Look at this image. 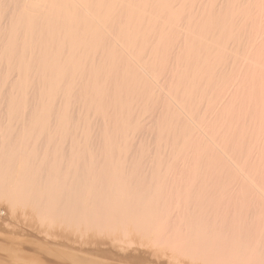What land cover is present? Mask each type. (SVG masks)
<instances>
[{
	"label": "bare ground",
	"instance_id": "1",
	"mask_svg": "<svg viewBox=\"0 0 264 264\" xmlns=\"http://www.w3.org/2000/svg\"><path fill=\"white\" fill-rule=\"evenodd\" d=\"M88 1L0 0L2 224L93 250L36 252L69 264L101 247L124 264H264L263 213L164 190L176 172L259 190L264 0Z\"/></svg>",
	"mask_w": 264,
	"mask_h": 264
},
{
	"label": "rangeland",
	"instance_id": "2",
	"mask_svg": "<svg viewBox=\"0 0 264 264\" xmlns=\"http://www.w3.org/2000/svg\"><path fill=\"white\" fill-rule=\"evenodd\" d=\"M81 1L82 0H80V2ZM83 2H81L82 4H79V5L83 6V4H84ZM88 2L91 3L90 0ZM86 4H87V2H86ZM86 4H84L85 7H86ZM80 6H78V7L80 9L82 8V11H83V8H85V7L84 6L80 7ZM87 7L85 8L86 10L89 9V7H93V6H89L88 8ZM94 8H90V9H94ZM0 13L3 15V16H0V18L4 17L3 21L8 18V16L6 15L7 13L4 14V12L2 11V7L1 6H0ZM86 15L84 14L85 17H89L90 15L92 16L93 14H90V15L88 14V16H86ZM94 16H96V15H94ZM69 146H71V145H69V144H68V146L66 145L67 148ZM100 147H101V145H100ZM69 157L67 156V158H69ZM193 175H194L193 173L190 174V175L189 174L187 175V173L180 174L179 172H176L171 177H168L167 179H165V182L167 184L166 187L164 188L165 193L172 194V198H171L172 200H177L178 199V198H176V194H183V196H181V197L184 199L186 195L191 194L190 192L192 190H193L192 192L196 191L194 193L198 194L197 196H200V194H202V193L207 194L208 196H210L209 194L213 193L212 196L214 198H218L220 200L218 205H221L222 207H229L230 208V212H233V209H234V210H238L240 212L242 211V212L247 213L248 211H250L252 209L253 212L250 211L252 213H254V212L256 213L257 212V214H260V213L264 214V201L263 200L262 201L257 200L258 202L254 201V199L259 198L260 195L262 197V194L264 192V184H263L264 183L263 182L264 179H262V178H264V177H258V178L257 177H253V178H251V179H253V181H256V183L258 182L257 184L261 188L263 187L262 190H261L260 187H259V190L258 189H255V190L253 189L252 190V188L250 186L246 187V184H240V185L238 184V186H241L240 187L241 189L239 190V187H235V186H237V183L246 182V180L242 179V181H241V179L237 178V177L233 178L232 176H228L226 178V176H225L224 178H222L223 176H221V180L222 181H220V179L217 180L218 177H213V176L208 175V174H207V176H205V175L203 176L202 175V177L201 176L197 177L196 178V180L198 179L197 181H202V180H205V181L206 180H211V181H213V180L216 179L215 182H217V181L218 182H229V183L233 184V185H229V186H231V188H229L227 185L226 186L214 185L215 186V187L213 186L214 188L213 187H211V188L205 187L206 190L208 189L207 190L208 192H207L206 190H204L205 188L203 186H197L198 189H197V187H195V190H194V187H190L189 186L190 182L195 177ZM208 176H209V179H208ZM200 177L202 179H200ZM229 177H232L233 180L230 179ZM219 178H220V176H219ZM239 179H240V181H239ZM130 180H135V179L131 178ZM234 180H235V182H234ZM261 180H262V182H261ZM259 181H260V183H259ZM179 182H180V184H179ZM243 186H244L245 189L242 188ZM200 187H202V189L203 188L204 189L201 190ZM221 187H222L224 192H222ZM217 188H219L220 190L217 189ZM226 188L228 189V191H227ZM210 189H211V191H210ZM212 190H214V191H212ZM216 190H219V192L216 191ZM244 195H245V197H244ZM220 197H221V199H220ZM240 197L243 198V199H241ZM221 200H222V202H221ZM251 200H252V202L254 201L255 203L252 204V202H250ZM239 202H241L242 204L239 203ZM240 206H241V208H240ZM238 207H239L240 210L238 209ZM247 208H249V210ZM7 214H8L7 209H5V208H1L0 209V218L1 219H5L7 217ZM1 224H2V222L0 221V264H69V263H67L65 261H61L59 259V256H57L58 258H56L54 256L53 257L52 256L48 257V256L39 255V254L36 253V252H40V250L44 249V247H47V246H49L50 248H52L54 250H57V251H62V252H66V253L72 252V253H76L78 255L83 254V252L89 254V252L91 253L93 251L92 249H88V248H87L88 250H84L83 249L82 250L83 252L78 251L77 250L78 246L76 247V246H73L72 244H69L66 241V239L62 238V237H59V239H58V237H57V239L51 238V239H49L47 241L41 240L40 238H38L36 236V232H35L36 230L34 228H32V227H28V226H24V225H21V227L18 226V225H12V226L11 225H9V226L6 225V227H5L4 223L2 225ZM13 226H15V227H13ZM17 226H18V228H17ZM136 245H138V244L136 243ZM93 248L96 249L98 247H93ZM101 248H98V250H94V252L100 251L101 253H105V254L109 255V257H107L106 259H99L98 260L99 264H124L125 255L123 257V254H118V252L113 254V252H115V251L110 250L108 247L107 248L109 250L104 248V251H103V249L101 250ZM106 251L110 252V253H107ZM120 259H122V260H120ZM152 259L150 257L147 260H148V262H153L152 264H162L163 263L162 262L163 261L162 258H160L161 261L158 258H157L158 259V261H157L154 257Z\"/></svg>",
	"mask_w": 264,
	"mask_h": 264
}]
</instances>
